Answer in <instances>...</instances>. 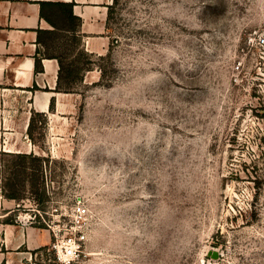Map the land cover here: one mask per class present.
<instances>
[{
  "label": "rangeland",
  "instance_id": "obj_1",
  "mask_svg": "<svg viewBox=\"0 0 264 264\" xmlns=\"http://www.w3.org/2000/svg\"><path fill=\"white\" fill-rule=\"evenodd\" d=\"M108 36L100 56L45 38L76 101L52 130L34 116L44 161L0 151V264L6 219L51 232L19 264H59L53 232L78 201L76 264H264V0H114Z\"/></svg>",
  "mask_w": 264,
  "mask_h": 264
},
{
  "label": "crops",
  "instance_id": "obj_2",
  "mask_svg": "<svg viewBox=\"0 0 264 264\" xmlns=\"http://www.w3.org/2000/svg\"><path fill=\"white\" fill-rule=\"evenodd\" d=\"M114 0H0V151L8 154H36L43 148L30 137L29 125L34 116L44 117V126L52 130L72 112L75 99L71 93L58 90L59 63L46 56L45 38L57 32L63 18L54 4H71L72 14L79 18L76 36L90 55H102L109 44L108 10ZM43 5V15L41 14ZM47 17L54 24L46 20ZM61 27V26H59ZM38 33L40 42H38ZM39 51V52H38ZM42 69L35 71V58ZM51 241V232L30 224H2V253L6 264H19L21 248L34 255ZM31 254V253H30ZM33 255V254H31ZM30 255V256H31ZM23 257H21L22 259ZM33 258V256H32Z\"/></svg>",
  "mask_w": 264,
  "mask_h": 264
},
{
  "label": "built area",
  "instance_id": "obj_3",
  "mask_svg": "<svg viewBox=\"0 0 264 264\" xmlns=\"http://www.w3.org/2000/svg\"><path fill=\"white\" fill-rule=\"evenodd\" d=\"M67 222L58 225L49 251L59 264H76L84 254L90 230V211L83 202H76L67 215Z\"/></svg>",
  "mask_w": 264,
  "mask_h": 264
},
{
  "label": "trees",
  "instance_id": "obj_4",
  "mask_svg": "<svg viewBox=\"0 0 264 264\" xmlns=\"http://www.w3.org/2000/svg\"><path fill=\"white\" fill-rule=\"evenodd\" d=\"M53 8L56 9V12L58 13V15H60L62 18H63V22L62 24H64V27H59V25H53L54 27V31L53 33L55 34L57 32V30H66L72 34H76V32H78V26L80 24V20L79 18L75 17L73 14H72V5L71 4H54L53 5ZM110 13H111V7H109V10H108V19L110 17ZM41 14L42 16L43 15V5L41 4ZM46 20L48 22H50V24H54L50 19H48L47 17H45ZM76 36V35H75ZM78 37V36H77ZM80 38V37H79ZM38 42H40V38H39V33H38ZM47 49H48V46L46 48V51H45V55L46 56H49V57H53V58H56L58 63H59V71H58V80H57V88L58 90L60 89L61 90V83H62V80L64 78H69V77H72L71 74L73 72V69L71 68L72 65H68V66H65L64 64V60L61 56H56L54 54H51L49 52H47ZM39 52V51H38ZM82 54L84 56H86V63L85 64H91L89 61V56L87 53L85 52H82ZM42 69L41 67V64H40V59L38 57L35 58V71H40ZM86 68H84L83 70H85ZM32 123H33V118L31 119L30 121V125H29V131H31V126H32ZM17 157H19L21 159V162L23 163L26 159H31L32 161L34 162H38V161H44V159L40 156H35L33 155L32 153L30 154H24V153H19V154H16ZM24 164V163H23ZM27 167L24 168V170H26ZM43 174V173H42ZM36 180L35 178V174H33V176H30V180ZM42 179L43 178V175H42ZM30 180H27L28 183H30V187L31 188H34L35 187V182L33 183L32 181ZM15 185H12V188H14ZM37 191H34L33 193L36 194ZM2 194L4 197L8 198V199H12V200H17L18 199V196L16 195V192L15 190L10 192L9 194H6L5 191L3 190L2 188ZM42 198L44 199L45 197V190L42 191ZM5 224H15L14 221L12 219H6L4 221ZM36 226V225H35ZM36 227H39V228H45L44 225H41V224H38V226ZM4 264V263H2Z\"/></svg>",
  "mask_w": 264,
  "mask_h": 264
}]
</instances>
